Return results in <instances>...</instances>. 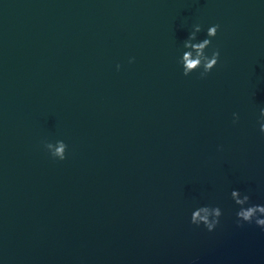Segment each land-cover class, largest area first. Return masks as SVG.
<instances>
[{"label": "water", "instance_id": "1", "mask_svg": "<svg viewBox=\"0 0 264 264\" xmlns=\"http://www.w3.org/2000/svg\"><path fill=\"white\" fill-rule=\"evenodd\" d=\"M195 24L220 25L205 78L176 62ZM261 107V0H0V259L264 264L230 198L264 203ZM203 204L214 232L190 223Z\"/></svg>", "mask_w": 264, "mask_h": 264}, {"label": "clouds", "instance_id": "2", "mask_svg": "<svg viewBox=\"0 0 264 264\" xmlns=\"http://www.w3.org/2000/svg\"><path fill=\"white\" fill-rule=\"evenodd\" d=\"M261 2H264V0H261ZM202 30L200 24L193 25L190 35L177 51L176 62L185 77L198 73L200 78H205L220 62V49L213 45V41L220 30V25H209L206 37L198 39V33ZM210 49L211 51H209ZM134 60L135 58L131 57L129 63H133ZM120 68L121 65L117 64L116 70L119 71ZM239 120V113L233 112L232 123L236 124ZM256 123L259 132L264 134V107L259 109ZM42 145L53 160L64 161L67 158L68 144L64 140L59 139L52 142L46 139L42 141ZM230 198L236 206L235 223L238 227L254 224L257 228L264 230V203H253L250 192L242 191L239 188L231 189ZM223 214V209L219 204L193 205L190 209V223L198 228L202 226L211 233L220 225ZM0 264H3L2 259H0Z\"/></svg>", "mask_w": 264, "mask_h": 264}]
</instances>
